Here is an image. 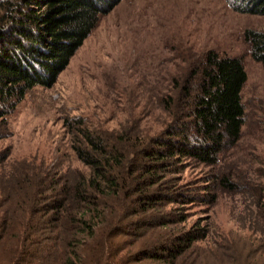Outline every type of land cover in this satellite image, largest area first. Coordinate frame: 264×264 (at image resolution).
I'll use <instances>...</instances> for the list:
<instances>
[{
	"label": "trees",
	"instance_id": "obj_1",
	"mask_svg": "<svg viewBox=\"0 0 264 264\" xmlns=\"http://www.w3.org/2000/svg\"><path fill=\"white\" fill-rule=\"evenodd\" d=\"M121 1L0 0L1 124L31 89L54 86L101 16ZM227 2L264 15V0ZM245 39L264 68V32L249 29ZM247 79L241 57L210 50L160 97L157 131L112 137L83 118L68 119L74 161L86 171L68 165L7 180L0 174L7 196L0 193V264H191L210 227L191 223L184 207L218 196L191 189L184 172L216 167L236 147ZM220 185L237 187L227 175Z\"/></svg>",
	"mask_w": 264,
	"mask_h": 264
},
{
	"label": "rangeland",
	"instance_id": "obj_2",
	"mask_svg": "<svg viewBox=\"0 0 264 264\" xmlns=\"http://www.w3.org/2000/svg\"><path fill=\"white\" fill-rule=\"evenodd\" d=\"M249 29L264 32V15L235 11L227 0H122L101 16L54 86L31 89L0 123L1 179L34 168L86 171L74 161L68 119L83 118L112 137L157 131L160 97L172 93L175 78L210 50L241 57L248 75L242 136L218 166L184 172L191 189L218 196L184 209L191 223L210 227L191 264H264V68L251 55ZM224 175L237 187L221 186Z\"/></svg>",
	"mask_w": 264,
	"mask_h": 264
}]
</instances>
